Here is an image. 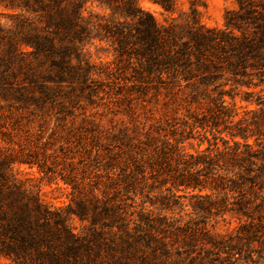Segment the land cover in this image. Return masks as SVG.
Instances as JSON below:
<instances>
[{
    "label": "trees",
    "instance_id": "16d2710c",
    "mask_svg": "<svg viewBox=\"0 0 264 264\" xmlns=\"http://www.w3.org/2000/svg\"><path fill=\"white\" fill-rule=\"evenodd\" d=\"M151 1L164 23L137 0L0 2L12 12L0 19L8 264H232L242 245L219 223L236 220L247 241L264 227V0H237L222 27ZM87 4L103 13L84 16ZM95 41L110 56L98 66ZM97 93L111 100L104 111L75 112L77 97L94 105ZM15 165L68 186L75 207L50 210Z\"/></svg>",
    "mask_w": 264,
    "mask_h": 264
},
{
    "label": "rangeland",
    "instance_id": "374dc122",
    "mask_svg": "<svg viewBox=\"0 0 264 264\" xmlns=\"http://www.w3.org/2000/svg\"><path fill=\"white\" fill-rule=\"evenodd\" d=\"M2 1L3 0H0V2ZM137 1L139 6L143 10L149 12L157 22L164 23L167 15L162 11L161 7L158 4L153 3L151 0ZM236 1L237 0H176L175 13L172 16L177 17L178 15H181L182 17H184L185 14L189 13L190 9H196L200 13L201 21L204 24L210 27H222L225 11L236 9ZM3 5V3L0 4V19L2 22L5 21L3 17L4 14L12 13L11 11L4 9ZM90 10H92L94 14L103 13V11L99 9L95 4H87L86 9L83 12L84 16H87L88 11ZM95 44L97 48L90 47L89 54L91 62L98 66V63L109 61L110 56H108L101 50L98 51L97 41H95ZM99 46L102 47V45ZM94 78L95 82L92 83V86L97 88L98 91V67L97 74L94 76ZM101 95H99V97ZM76 99L78 101V104L74 108L75 112H79L85 109L86 113L98 112V114L106 109V106L109 105L107 104L108 100H110L109 98L99 100L98 93L97 96H94V100L96 102L94 105H90L89 102L82 96L79 98L77 97ZM0 105L5 106V102L0 100ZM180 112H182V110ZM69 168L73 171H77V177L81 178L82 182L85 183L88 182V180H91L92 174H88L89 171H87L84 166H82V164L76 159L73 160V163H71V166ZM13 172L16 179L22 182L25 187L36 192L41 202L45 204L50 210L63 208L66 205L75 207V203L72 201V195L70 194V188L62 184L60 181L48 182L47 179L43 178L42 175L37 172V169L35 167L28 168L25 165H15L13 168ZM177 194L182 195V192H177ZM187 202L188 201H186L185 203ZM189 209H191V207L187 204L185 207L176 206L175 208H173V214L185 215ZM171 214L172 213L170 212L167 213V215ZM226 218H229V216L226 215ZM70 222L74 227H79L80 225L79 221L74 216ZM236 228L237 221L233 219L229 224L219 223V225L215 229V232L221 235H230L233 238L232 243L240 242L242 245L240 253L234 254V262L232 264H264V227L250 230L249 232H253V236L250 241H247L245 238H243L247 236V231L245 229L238 230ZM237 235L242 237L241 240L236 239ZM179 259L182 260V264H187L189 257H185L184 255H182ZM171 260L175 261L178 260V258L171 256Z\"/></svg>",
    "mask_w": 264,
    "mask_h": 264
},
{
    "label": "clouds",
    "instance_id": "9594fccd",
    "mask_svg": "<svg viewBox=\"0 0 264 264\" xmlns=\"http://www.w3.org/2000/svg\"><path fill=\"white\" fill-rule=\"evenodd\" d=\"M0 264H8V262L4 259H0Z\"/></svg>",
    "mask_w": 264,
    "mask_h": 264
}]
</instances>
